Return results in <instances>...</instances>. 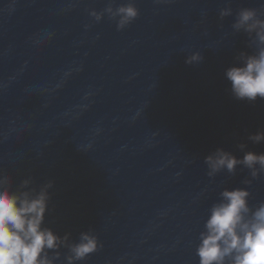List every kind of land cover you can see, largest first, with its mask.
<instances>
[{"label": "water", "instance_id": "water-1", "mask_svg": "<svg viewBox=\"0 0 264 264\" xmlns=\"http://www.w3.org/2000/svg\"><path fill=\"white\" fill-rule=\"evenodd\" d=\"M110 2L0 0V170L13 188L53 182L45 226L103 245L80 264H198L223 188L264 202V173L245 185L243 165L209 177L204 163L217 148L264 153L248 139L264 131V100L236 99L225 76L255 52L235 15L261 0H135L123 30L90 15Z\"/></svg>", "mask_w": 264, "mask_h": 264}, {"label": "clouds", "instance_id": "clouds-1", "mask_svg": "<svg viewBox=\"0 0 264 264\" xmlns=\"http://www.w3.org/2000/svg\"><path fill=\"white\" fill-rule=\"evenodd\" d=\"M107 14L116 22L117 30H123L138 16L135 0L116 5L115 0L103 12L90 10L97 22ZM231 7L220 9L219 16H232ZM235 32L247 34L255 52H241L238 64L226 69L225 76L231 84V93L238 100L255 102L264 100V2L258 7H242L232 23ZM203 59L199 51L186 57V63H199ZM253 143L264 142V131L248 137ZM244 149L246 146H239ZM207 175L214 177L226 170L233 174L238 165L250 172L252 179L243 181L251 185L264 173V153L246 151L243 158L217 148L204 157ZM33 178L28 176L13 188L11 175L0 170V264H56L61 258V249H67L64 264H80L103 247L98 236L90 229L81 232L76 241L70 233L63 236L45 226V215L50 199L48 181L38 188L33 187ZM248 187L223 188L219 199L209 209L195 254L198 264H264V202L255 207L249 203Z\"/></svg>", "mask_w": 264, "mask_h": 264}]
</instances>
